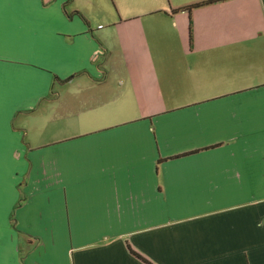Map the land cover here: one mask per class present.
<instances>
[{
  "label": "crops",
  "instance_id": "obj_1",
  "mask_svg": "<svg viewBox=\"0 0 264 264\" xmlns=\"http://www.w3.org/2000/svg\"><path fill=\"white\" fill-rule=\"evenodd\" d=\"M0 0V264H264V0Z\"/></svg>",
  "mask_w": 264,
  "mask_h": 264
},
{
  "label": "trees",
  "instance_id": "obj_2",
  "mask_svg": "<svg viewBox=\"0 0 264 264\" xmlns=\"http://www.w3.org/2000/svg\"><path fill=\"white\" fill-rule=\"evenodd\" d=\"M213 1H216V0H208V1H205V2H202V3H199V4L192 5L191 7L200 6L202 4H209V3H212Z\"/></svg>",
  "mask_w": 264,
  "mask_h": 264
}]
</instances>
